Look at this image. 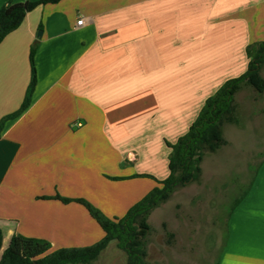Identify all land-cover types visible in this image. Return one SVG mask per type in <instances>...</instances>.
<instances>
[{
    "label": "crops",
    "instance_id": "crops-1",
    "mask_svg": "<svg viewBox=\"0 0 264 264\" xmlns=\"http://www.w3.org/2000/svg\"><path fill=\"white\" fill-rule=\"evenodd\" d=\"M27 1L37 0L0 9ZM259 10L264 23V0H61L29 12L0 43V122L24 102L33 51L36 69L28 108L0 130L2 252L14 235L51 251L105 236L82 204L57 195L115 218L160 186L166 140L247 71V47L264 40ZM248 188L218 264H264V159Z\"/></svg>",
    "mask_w": 264,
    "mask_h": 264
},
{
    "label": "trees",
    "instance_id": "trees-1",
    "mask_svg": "<svg viewBox=\"0 0 264 264\" xmlns=\"http://www.w3.org/2000/svg\"><path fill=\"white\" fill-rule=\"evenodd\" d=\"M59 1L61 0H37L4 5L0 9V43L21 26L29 12L40 5ZM246 51L250 58L247 71L239 77L227 80L214 95L205 101L198 117L185 135L179 137L175 143L166 142L171 148L168 177L164 180H156L160 186L153 188L141 201L131 207L124 217L110 218L85 199L65 198L59 195L55 197L64 203L82 204L105 233L100 241L91 246L51 251V244L46 240L14 235L2 252L3 232L0 228V264H91L99 258L111 242H117L118 247L126 252L127 264H149L146 259L147 237L152 230L148 222L150 214L167 202L177 188L186 187L200 180L203 174L202 163L207 151L216 152L228 144L223 129L226 125L238 124L235 100L243 86H250L259 94L264 93L262 73L264 40L252 43ZM33 52L31 55L32 79L24 102L16 113L2 119L0 130L6 120L18 117L30 104L36 84ZM249 188L234 199L229 216L243 200ZM170 237H174V234L170 233Z\"/></svg>",
    "mask_w": 264,
    "mask_h": 264
},
{
    "label": "rangeland",
    "instance_id": "rangeland-1",
    "mask_svg": "<svg viewBox=\"0 0 264 264\" xmlns=\"http://www.w3.org/2000/svg\"><path fill=\"white\" fill-rule=\"evenodd\" d=\"M261 16L259 10V28L264 27ZM235 107L238 124L223 129L229 145L207 151L200 180L177 188L150 214L149 264H217L232 203L248 188L264 159V93L243 86ZM91 264H127V255L117 242H111Z\"/></svg>",
    "mask_w": 264,
    "mask_h": 264
},
{
    "label": "built area",
    "instance_id": "built-area-1",
    "mask_svg": "<svg viewBox=\"0 0 264 264\" xmlns=\"http://www.w3.org/2000/svg\"><path fill=\"white\" fill-rule=\"evenodd\" d=\"M83 23H84V19H80L77 24L78 25H83Z\"/></svg>",
    "mask_w": 264,
    "mask_h": 264
},
{
    "label": "water",
    "instance_id": "water-1",
    "mask_svg": "<svg viewBox=\"0 0 264 264\" xmlns=\"http://www.w3.org/2000/svg\"><path fill=\"white\" fill-rule=\"evenodd\" d=\"M42 35V32L40 31L39 33H38V37H40Z\"/></svg>",
    "mask_w": 264,
    "mask_h": 264
}]
</instances>
